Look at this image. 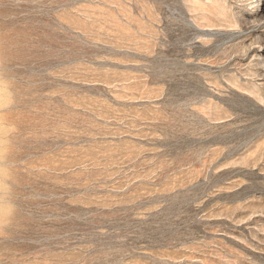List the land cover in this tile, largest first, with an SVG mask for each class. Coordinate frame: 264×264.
Wrapping results in <instances>:
<instances>
[{
    "label": "rangeland",
    "instance_id": "374dc122",
    "mask_svg": "<svg viewBox=\"0 0 264 264\" xmlns=\"http://www.w3.org/2000/svg\"><path fill=\"white\" fill-rule=\"evenodd\" d=\"M251 2L0 0V264H264Z\"/></svg>",
    "mask_w": 264,
    "mask_h": 264
},
{
    "label": "bare ground",
    "instance_id": "6f19581e",
    "mask_svg": "<svg viewBox=\"0 0 264 264\" xmlns=\"http://www.w3.org/2000/svg\"><path fill=\"white\" fill-rule=\"evenodd\" d=\"M238 1V0H237ZM252 2L250 4H255L256 9L260 8V13L264 11V0H251ZM219 10V9H218ZM260 13H255V14H260ZM257 16V15H256ZM255 19V18H252ZM263 19V18H262ZM251 20V19H250ZM245 21V20H244ZM248 21V20H246ZM235 23L237 21H234ZM251 22V21H250ZM222 24V23H220ZM236 25V24H235ZM231 33V32H230ZM251 36L247 41H242V53L244 58L246 57L245 60L249 59L248 65L250 66H260V69H256L255 71L253 70V74L250 73L251 75L254 76H261L264 77V36H257L255 34H250ZM246 36V35H245ZM229 37V36H228ZM244 37V36H243ZM226 49V48H225ZM240 53V52H239ZM241 54V53H240ZM233 55V54H232ZM231 55V56H232ZM249 70V69H248ZM250 72V71H249ZM263 82L259 86L256 87V89H264V79H262ZM255 90V88H253ZM263 91V90H262ZM254 92V91H253ZM264 92V91H263ZM256 93V91H255ZM258 95V94H257ZM259 96V95H258ZM263 96V95H262ZM261 97V96H259ZM262 98V97H261ZM262 100V99H261ZM263 103V102H262ZM264 105V104H263ZM261 157V156H260Z\"/></svg>",
    "mask_w": 264,
    "mask_h": 264
}]
</instances>
